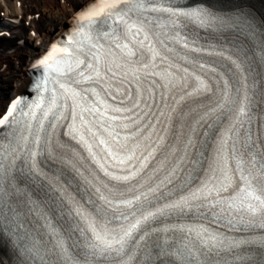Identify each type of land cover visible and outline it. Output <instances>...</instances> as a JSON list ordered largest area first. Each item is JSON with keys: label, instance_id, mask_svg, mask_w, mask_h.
I'll return each instance as SVG.
<instances>
[{"label": "snow or ice", "instance_id": "snow-or-ice-1", "mask_svg": "<svg viewBox=\"0 0 264 264\" xmlns=\"http://www.w3.org/2000/svg\"><path fill=\"white\" fill-rule=\"evenodd\" d=\"M124 2L126 6L123 8L113 3L107 10L102 9L84 18L87 21L85 27L88 31L84 32L82 28L81 32L88 41L93 42L89 48L90 53L98 46L103 47L100 42L104 41L118 51L124 50L126 54L123 58L128 63L144 64V59H147L145 48L149 52L153 51L147 34L153 29L148 27L150 22L143 17L142 12H165L172 17H184L195 21L202 27L214 28L229 37L228 42L232 44L233 55L236 56L235 60L229 57V69L234 83L230 86L224 81L216 85L215 92L213 87L200 77H196L191 85L187 80L180 85L182 88L192 87V92L186 93L187 96H204L205 93H212L211 96H205L210 103L201 106L202 112L192 110L198 118L190 117L179 132L173 128L172 139L166 145L160 144L164 151L175 158L173 163L176 167L165 169L167 175L164 180L150 188L148 192L134 194L133 199L122 201V204L130 209L127 214L118 213L116 211L118 206L113 204V199L119 198L122 193L111 192L105 187V192H108L106 196L100 188H95L82 177L71 159L73 155L71 148L55 145L57 149L55 152L49 150L47 129H44V137L41 139L39 130L32 129L31 124L26 122L22 129L17 128L0 137V239L7 237L13 243L21 258V264H65L68 260H72L73 264H130L132 261H135V264H165V261L167 264H201L202 259L207 264L214 256H220L222 250H234L238 243L243 242H229L220 234L210 233L205 228L197 229L180 225L173 227L177 231H182L183 235L179 238L166 236L162 239L160 233H167L173 229L154 228L152 224L159 223L158 218L169 212L178 211L183 214L190 211V201L201 198L203 202L198 205V210L207 212L213 219H224L225 214L230 217L232 212L241 217L247 215L250 220L257 216L264 217V154L253 153L254 143L248 146L247 151H242L236 147L235 140L232 141L229 151L232 159L237 161L236 170L241 173L239 180L243 186L238 184V190L230 199H209L213 189H209L206 183L200 190L201 197L193 193L189 198L182 197L177 202L156 208L154 212L144 211L148 207H155L153 201L159 199L155 196L157 190L165 183H171L172 178L179 171V164L189 162L188 158L198 150L199 127L211 128V119L219 122L233 114L235 120L241 122V127L245 117L250 119L248 113L251 96L248 92L251 88L241 84V81H246L249 78L248 74L253 71L251 67L253 61L249 59L250 56L264 60V20L257 23L252 12L239 5L230 12H217L204 7L174 11L170 7L151 9L146 7V4L155 5L157 0H124ZM133 15L136 16V20L129 23ZM110 22L117 27L103 31V27L108 26ZM130 33L132 38L141 35L144 38L132 43ZM121 40L132 43V49L121 44ZM157 43L164 42L157 41ZM188 43L185 38V48H188ZM81 44V41H70L69 46L60 51L69 59H78L79 55H83L81 47L78 46ZM194 50L189 49V51ZM142 56L144 59H141ZM44 63L47 64L46 61ZM79 63L87 64V57L85 60H79ZM47 66L52 69V65ZM147 66L144 65L145 68ZM153 75L159 74L153 73ZM164 76L167 77V73H164ZM170 86L176 87L174 80L170 81ZM124 95L131 104V108L126 110L135 112L140 101L127 92ZM52 103H55V98ZM27 107L29 112L22 113L24 116L31 115L32 107L39 108L40 104ZM91 112L90 109L89 113ZM181 113H184L183 108ZM44 116H48V111L44 112ZM49 127L54 125L50 124ZM86 131L90 132V130ZM228 132L234 133L235 127H229ZM72 138L76 139L74 135ZM93 138L95 139L94 134ZM5 140L7 143L2 142ZM163 140L164 137L160 136L158 144ZM80 142L87 144L83 137ZM99 143L105 144L106 141L101 139ZM228 144L227 137H222L218 141L215 149L217 159H225L223 153ZM87 146L91 150V145ZM115 147L117 151L125 150V146L120 144H116ZM154 152L155 150L150 151L142 157L140 168L148 166L146 162L154 158ZM38 154L51 161L52 166L48 167L47 171L36 162ZM209 171L214 175L223 176V182L219 181L217 176L212 183H219V190L227 191L231 186L230 178L226 175L227 168L209 169ZM77 177L83 179L84 184L91 188L86 199L82 196L77 199L81 191L80 180ZM131 178L132 176L112 177L117 181ZM73 182L76 183V187H73ZM205 192L208 195H203ZM110 196L113 199H109ZM149 196H152V199H149ZM229 222L233 221L229 220ZM193 235L195 238L191 239ZM260 260L264 261V255L260 256Z\"/></svg>", "mask_w": 264, "mask_h": 264}, {"label": "bare ground", "instance_id": "bare-ground-1", "mask_svg": "<svg viewBox=\"0 0 264 264\" xmlns=\"http://www.w3.org/2000/svg\"><path fill=\"white\" fill-rule=\"evenodd\" d=\"M91 0H0V19L18 20L0 29V114L31 82L27 68Z\"/></svg>", "mask_w": 264, "mask_h": 264}]
</instances>
